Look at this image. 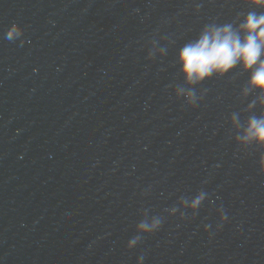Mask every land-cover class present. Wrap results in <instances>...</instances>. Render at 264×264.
Returning <instances> with one entry per match:
<instances>
[{
	"label": "water",
	"instance_id": "water-1",
	"mask_svg": "<svg viewBox=\"0 0 264 264\" xmlns=\"http://www.w3.org/2000/svg\"><path fill=\"white\" fill-rule=\"evenodd\" d=\"M249 11L264 9L242 0H0V220L141 187L264 189V146L237 139L250 117L264 116L249 73L237 65L189 85L178 61L205 25L236 26ZM13 23L24 31L9 40Z\"/></svg>",
	"mask_w": 264,
	"mask_h": 264
},
{
	"label": "clouds",
	"instance_id": "clouds-1",
	"mask_svg": "<svg viewBox=\"0 0 264 264\" xmlns=\"http://www.w3.org/2000/svg\"><path fill=\"white\" fill-rule=\"evenodd\" d=\"M242 2L250 4L253 8L264 9V0ZM23 31L19 24L13 23L7 30L6 38L13 40L23 35ZM178 61L189 85L201 83L213 76L223 77L239 65L244 72L249 73L248 89L260 94L264 106V12L249 11L236 26L233 23L205 25L196 40L180 49ZM186 95L187 103L194 106L196 104L194 94L188 92ZM237 139L264 146V116L250 117L244 134ZM260 171L264 174V155L260 158ZM203 200V194L197 196L190 207L193 210L197 209ZM220 213L222 225L227 217L222 209ZM160 226L161 220L156 219L151 224L141 221L137 229L150 234ZM209 227L206 225L205 231H208ZM139 240V236L135 237L127 247H133ZM138 264H143V256L139 258Z\"/></svg>",
	"mask_w": 264,
	"mask_h": 264
}]
</instances>
